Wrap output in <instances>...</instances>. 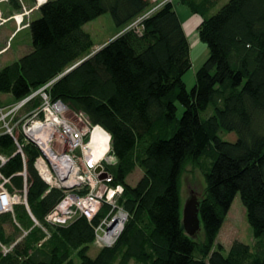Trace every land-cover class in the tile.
Wrapping results in <instances>:
<instances>
[{
  "label": "trees",
  "instance_id": "trees-1",
  "mask_svg": "<svg viewBox=\"0 0 264 264\" xmlns=\"http://www.w3.org/2000/svg\"><path fill=\"white\" fill-rule=\"evenodd\" d=\"M9 2L19 10L17 0ZM180 3L200 19L198 38L208 49L190 91L183 79L192 66L190 44L171 0L155 10L151 0H48L29 21L31 50L0 69V106L3 95L17 103L55 80L50 98L110 135L116 163L109 170L123 186L118 204L128 217L116 242L89 256L108 206L91 222L46 224L62 191H48L32 143L20 135L23 161L13 138L1 134L7 160L0 170L11 178L10 190L21 189L25 162L27 204L49 236L16 205L14 217L29 232L7 255L0 250V264H264V0ZM104 13L121 32L90 55L94 43L84 25ZM210 105L212 114L202 117ZM222 130L236 140L220 138ZM206 154L198 240L183 228L180 181L185 166H199ZM136 169L142 176L132 186L127 178ZM236 194L256 242L235 240L226 254L221 244L213 247ZM6 224L21 232L10 213L0 215V242L10 245L20 235Z\"/></svg>",
  "mask_w": 264,
  "mask_h": 264
},
{
  "label": "built area",
  "instance_id": "built-area-1",
  "mask_svg": "<svg viewBox=\"0 0 264 264\" xmlns=\"http://www.w3.org/2000/svg\"><path fill=\"white\" fill-rule=\"evenodd\" d=\"M37 1L36 9L47 2ZM30 12L25 11L26 14ZM23 15L15 16L18 26H21ZM5 21L0 11V25ZM54 81L17 103L0 106V135L8 134L13 138L16 152L21 154L23 161L20 135L25 142L32 143L39 150L40 156L35 166L40 177L48 184V191H62L63 197L46 214L45 223L66 226L79 217L91 222L106 205L108 210L94 226L93 245L97 248L110 247L120 236L128 217L118 204L123 186L114 184V177L109 170L116 163L111 153L110 135L101 126L92 125L83 115L72 113L62 101L52 100L48 90ZM34 97H39L40 103L28 109L27 105ZM69 113L75 117L69 118ZM6 160L0 155V167ZM17 175L23 177V186L10 190L11 178L0 170V215L10 213L14 224L21 231L18 239L10 245L0 242L3 255L10 253L29 232L14 217L16 205H23L33 225L49 236L47 229L31 214L27 204L25 162L23 170Z\"/></svg>",
  "mask_w": 264,
  "mask_h": 264
},
{
  "label": "rangeland",
  "instance_id": "rangeland-1",
  "mask_svg": "<svg viewBox=\"0 0 264 264\" xmlns=\"http://www.w3.org/2000/svg\"><path fill=\"white\" fill-rule=\"evenodd\" d=\"M17 3L20 6L19 10H15L9 0L0 1V11L2 13V17L6 20L3 24L0 25V69L17 61L20 57H22L24 54L31 50V33L28 29V26L29 21L39 17L38 8H35V6H37L38 1L36 2V0H17ZM161 4H159L157 7H159ZM25 9L28 12H30L29 10H32V12L26 14ZM20 14L24 15L23 21L20 24L21 26H18L16 22V19L18 18H16L15 16H18ZM194 19L198 18L195 17ZM194 23L193 21H189L184 25V30L190 44V59L192 63L191 68L185 73L183 77L186 89L188 91H190L194 85L196 70L203 64V62L208 57V49L206 44L201 42L199 38H196V23L195 25ZM83 29L84 31L91 34L93 38L94 46L90 50V53L96 51L97 45L108 40H112L113 36L115 37L117 34H119V32H121V29L116 27L109 13H104L96 19L86 23ZM12 102L13 101L9 96H2L3 106L9 105ZM182 111L183 108L177 103V117L181 116ZM212 112L213 108L210 105L208 109L204 113H202V117L210 115L212 114ZM67 116L69 118L75 117L74 114L71 113H69ZM219 136L223 140L229 142H234L237 138L234 132H226L223 130L219 132ZM210 161L211 155L206 154L201 159L199 166L194 165L192 163H188L185 166L180 181V197L182 209L187 200L190 199L192 194H196L199 199L202 198V196L205 194L206 184L204 178V171L209 166ZM112 166L113 165H111L110 167ZM141 176L142 172L139 169H136L132 174L128 176L127 183L134 186ZM6 225L8 232L17 234V236L21 235V233L17 232L14 225ZM195 237L198 240L202 239V229H200V231L196 234ZM235 240L240 241L250 247H254L256 242L253 236L252 229L250 228L247 222L245 208L241 202L239 194H236L231 203L230 209L218 234L213 250L216 249L217 244H221L225 249L224 253L227 254L231 244ZM97 252L98 248L94 245H91L89 250V256L95 257Z\"/></svg>",
  "mask_w": 264,
  "mask_h": 264
},
{
  "label": "water",
  "instance_id": "water-1",
  "mask_svg": "<svg viewBox=\"0 0 264 264\" xmlns=\"http://www.w3.org/2000/svg\"><path fill=\"white\" fill-rule=\"evenodd\" d=\"M93 53H91L90 55H92ZM199 205L200 201L198 196L196 194H192V196L190 197V199L187 200L182 209L183 228L186 234L192 238H194L201 229L199 218Z\"/></svg>",
  "mask_w": 264,
  "mask_h": 264
},
{
  "label": "crops",
  "instance_id": "crops-1",
  "mask_svg": "<svg viewBox=\"0 0 264 264\" xmlns=\"http://www.w3.org/2000/svg\"><path fill=\"white\" fill-rule=\"evenodd\" d=\"M164 0H151L152 2V5H153V8L157 7L159 4H161ZM174 4V7H175V10L178 14V17L180 19V21L182 22V25L184 27V25L189 22V21H193V23L195 22L196 20V38L198 39V33H197V25L199 23V20L198 19H194L196 16L192 15V12L183 4L180 3V0H171ZM194 23V25H195ZM91 35V34H90ZM116 35V34H114ZM114 37V36H113ZM112 37V38H113ZM93 39V38H92ZM109 41V40H108ZM108 41L106 42H103L99 45H97L96 47V51L99 50L102 46H104Z\"/></svg>",
  "mask_w": 264,
  "mask_h": 264
}]
</instances>
